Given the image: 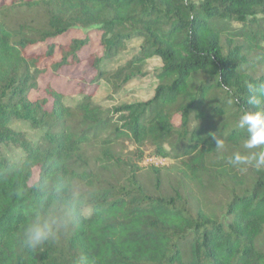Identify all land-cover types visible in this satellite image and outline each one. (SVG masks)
Masks as SVG:
<instances>
[{"label":"trees","instance_id":"obj_1","mask_svg":"<svg viewBox=\"0 0 264 264\" xmlns=\"http://www.w3.org/2000/svg\"><path fill=\"white\" fill-rule=\"evenodd\" d=\"M133 38L137 53L107 68ZM154 56L151 97L94 100L101 80L117 90ZM85 59L93 88L70 70ZM59 76L80 82L75 104ZM260 82L264 0H0V264H264V168L228 162L247 151L238 120L252 107L248 84ZM125 139L138 160L151 147L179 160L202 194L227 198L193 203L187 186L166 190L159 176L151 187L117 152ZM64 179L83 187L91 213L30 251L22 233L43 186Z\"/></svg>","mask_w":264,"mask_h":264},{"label":"rangeland","instance_id":"obj_2","mask_svg":"<svg viewBox=\"0 0 264 264\" xmlns=\"http://www.w3.org/2000/svg\"><path fill=\"white\" fill-rule=\"evenodd\" d=\"M140 43V38H133L129 40L126 49L116 56V62L108 65L107 68L113 69L119 63H124L126 60L131 58L139 50ZM160 65L161 59L159 57L154 56L149 58L145 64V68L149 70V73L144 76L133 78L129 82L123 84L117 90L106 83L104 80H101L99 82V85H97L95 88L96 90L94 100L101 103L105 107H110L125 102L144 100L151 97L157 84V79L154 76V70ZM70 70L72 72L77 71L80 74H84V77L81 79V83L91 88L94 87V82H92L91 80L93 72L92 70H90L89 64L86 59L78 65L73 66ZM55 81L56 85H58L59 88H64L65 90L67 89V103L75 104L81 98L80 95L77 94L80 88V82L78 80L66 76H59ZM37 93H42V91L36 92L34 90L31 92L33 96H35ZM15 127L20 130L26 131L31 138H37L35 130L29 129L27 124L17 122L15 124ZM1 149L9 158H18L23 153L22 150L11 146H3ZM116 150L118 153H121L122 156L124 155L123 158L126 161L132 160L133 162H138L137 164L138 166H140L141 178L146 183H149L151 187L156 184V176H159L161 185L166 190L173 191L174 188L181 189V185L187 186L189 192L194 195L192 199L193 203H197L199 199L202 198V195L204 196L202 200V202L204 201V203L208 201L217 203V201H223L227 198L225 194L220 190L210 191L209 193L204 192V194H202L198 186L190 181L189 178L179 175V160L173 157L154 155L151 153V147H146L145 155L140 160H138L136 155V147L130 140L125 139L124 141L119 142V144L116 145ZM156 168H158V170H156ZM38 176V169H36L33 179H36Z\"/></svg>","mask_w":264,"mask_h":264},{"label":"clouds","instance_id":"obj_3","mask_svg":"<svg viewBox=\"0 0 264 264\" xmlns=\"http://www.w3.org/2000/svg\"><path fill=\"white\" fill-rule=\"evenodd\" d=\"M247 91V104L252 107L242 112L238 120V127L246 132L243 148L247 151L235 152L228 158V162L241 171L245 170L244 166L264 168V82L249 83ZM212 139L216 149H224L223 138L214 136ZM42 191L41 202L22 233L23 246L33 252L91 213L83 187L71 179H64L54 187L45 182ZM52 192L56 195L51 196ZM77 264H88L87 258L81 257Z\"/></svg>","mask_w":264,"mask_h":264}]
</instances>
